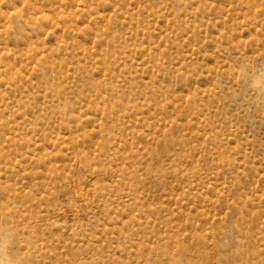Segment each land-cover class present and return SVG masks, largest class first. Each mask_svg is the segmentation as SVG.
I'll return each instance as SVG.
<instances>
[{
    "label": "rangeland",
    "instance_id": "obj_1",
    "mask_svg": "<svg viewBox=\"0 0 264 264\" xmlns=\"http://www.w3.org/2000/svg\"><path fill=\"white\" fill-rule=\"evenodd\" d=\"M0 264H264V0H0Z\"/></svg>",
    "mask_w": 264,
    "mask_h": 264
}]
</instances>
